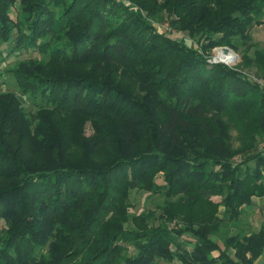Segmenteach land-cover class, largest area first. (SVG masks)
Here are the masks:
<instances>
[{
	"label": "trees",
	"instance_id": "trees-1",
	"mask_svg": "<svg viewBox=\"0 0 264 264\" xmlns=\"http://www.w3.org/2000/svg\"><path fill=\"white\" fill-rule=\"evenodd\" d=\"M261 24L264 0H0V264L263 256L264 220H242L264 198V89L206 54L264 74Z\"/></svg>",
	"mask_w": 264,
	"mask_h": 264
},
{
	"label": "rangeland",
	"instance_id": "rangeland-1",
	"mask_svg": "<svg viewBox=\"0 0 264 264\" xmlns=\"http://www.w3.org/2000/svg\"><path fill=\"white\" fill-rule=\"evenodd\" d=\"M13 16H15V14H13ZM168 23V22H167ZM251 35L253 37V41L254 42H258L260 45H264V24H261L259 26L254 27L251 30ZM216 48H213L210 52H206L207 56L209 59H213L214 56L217 57L218 52H216ZM218 51H221V48L218 49ZM235 53V59H234V63L232 64V67H236L239 68L241 70L246 71V73L252 72L256 75H261L264 76V74L259 71V69L257 67L254 66H246L245 63V59L243 56V53L241 51H234ZM40 53L37 50H31V51H21L19 53L13 54L6 63H10V62H15L19 59H26V58H30V57H39ZM232 59V58H231ZM4 67V66H2ZM1 67V68H2ZM4 79H6L4 86L0 87V90H8V89H14L15 85L13 84V80L12 77L10 75H6V77H4ZM2 81V78H0V82ZM31 109H34L33 106L31 107ZM87 128H86V132L88 135H90L92 133V128L90 126L89 123H87ZM132 203H133V207L131 208L132 212H140L141 210L148 208V207H154V203L151 197H148L146 193L144 192H133L132 193ZM214 199L219 200V197H214ZM262 204V202H261ZM243 220H242V225H246V222L251 223L252 222L255 224V226L258 228L260 223L264 220V204H262V209L259 210V207H251L248 208L246 210V214L243 215ZM131 251L133 252V248L131 247ZM173 264H181L179 261H176ZM258 264H264V255L261 257L260 261L258 262Z\"/></svg>",
	"mask_w": 264,
	"mask_h": 264
},
{
	"label": "built area",
	"instance_id": "built-area-1",
	"mask_svg": "<svg viewBox=\"0 0 264 264\" xmlns=\"http://www.w3.org/2000/svg\"><path fill=\"white\" fill-rule=\"evenodd\" d=\"M165 29L166 30H171V28L168 26V23L165 24ZM219 48H221V46L216 48V52H218L217 57L214 56L213 59H209V60L211 62H223V63H226V64L232 66V64L234 63V59L236 58L235 57V53L232 51V53L230 54L231 55L230 58H232V59H227L226 57H229V56L224 55V54H220L219 51H218ZM241 71L246 76H248L253 83L259 85L261 88L264 89V76H261V75L259 76V75H256V74L252 73V72L246 73V71H244V70H241Z\"/></svg>",
	"mask_w": 264,
	"mask_h": 264
},
{
	"label": "water",
	"instance_id": "water-1",
	"mask_svg": "<svg viewBox=\"0 0 264 264\" xmlns=\"http://www.w3.org/2000/svg\"><path fill=\"white\" fill-rule=\"evenodd\" d=\"M221 50H222V52H223L224 55H229L233 51V49H231L228 46H221Z\"/></svg>",
	"mask_w": 264,
	"mask_h": 264
},
{
	"label": "crops",
	"instance_id": "crops-1",
	"mask_svg": "<svg viewBox=\"0 0 264 264\" xmlns=\"http://www.w3.org/2000/svg\"><path fill=\"white\" fill-rule=\"evenodd\" d=\"M260 202H262V204H264V198L263 199H261V201ZM262 204H261V206H262ZM251 208V207H250ZM260 210V209H259ZM262 257V256H261ZM261 257L260 258H258L256 261H255V263L254 264H258V262L260 261V259H261Z\"/></svg>",
	"mask_w": 264,
	"mask_h": 264
},
{
	"label": "bare ground",
	"instance_id": "bare-ground-1",
	"mask_svg": "<svg viewBox=\"0 0 264 264\" xmlns=\"http://www.w3.org/2000/svg\"><path fill=\"white\" fill-rule=\"evenodd\" d=\"M219 53H220V54H223L222 50H221ZM227 56H229V57H226L227 59H231V58H230V56H231L230 54L227 55Z\"/></svg>",
	"mask_w": 264,
	"mask_h": 264
}]
</instances>
